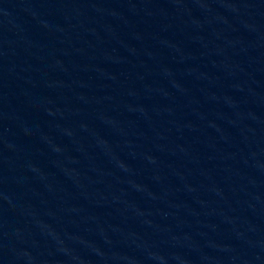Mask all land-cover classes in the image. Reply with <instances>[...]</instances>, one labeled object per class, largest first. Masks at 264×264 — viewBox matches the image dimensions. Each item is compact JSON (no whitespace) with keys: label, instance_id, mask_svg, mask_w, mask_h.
I'll return each instance as SVG.
<instances>
[{"label":"water","instance_id":"obj_1","mask_svg":"<svg viewBox=\"0 0 264 264\" xmlns=\"http://www.w3.org/2000/svg\"><path fill=\"white\" fill-rule=\"evenodd\" d=\"M0 264H264V0H0Z\"/></svg>","mask_w":264,"mask_h":264}]
</instances>
